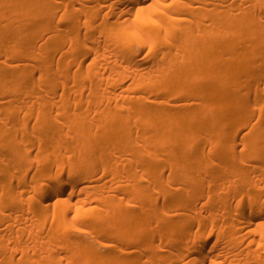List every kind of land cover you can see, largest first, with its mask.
<instances>
[{"label": "bare ground", "instance_id": "bare-ground-1", "mask_svg": "<svg viewBox=\"0 0 264 264\" xmlns=\"http://www.w3.org/2000/svg\"><path fill=\"white\" fill-rule=\"evenodd\" d=\"M0 264H264V0H0Z\"/></svg>", "mask_w": 264, "mask_h": 264}]
</instances>
